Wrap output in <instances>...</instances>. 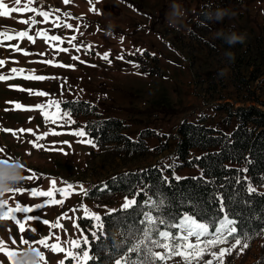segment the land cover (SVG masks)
<instances>
[{
  "label": "rangeland",
  "instance_id": "rangeland-1",
  "mask_svg": "<svg viewBox=\"0 0 264 264\" xmlns=\"http://www.w3.org/2000/svg\"><path fill=\"white\" fill-rule=\"evenodd\" d=\"M204 2L208 5L210 0H36L33 7L48 11L50 21H57L59 27L26 10L0 16V32L15 36L28 31L34 37L0 38V61L4 62L0 75L10 77L0 80V159L12 158L9 163L22 165L17 169L21 177L37 175L35 180L9 183L42 191L73 185L63 206L47 205L29 213L40 219L26 222L24 233L13 222L0 221V240L6 246L25 252L30 245L44 254L46 264H58L64 254L53 253L35 241L52 233L49 243L59 236L67 249V241L88 238V233L93 236L103 213L124 208L126 200L133 199L101 188L103 191L93 197L90 192L122 171L143 168L157 160L168 164L174 156L173 136L179 123L202 119L207 125H226L227 113L238 108L254 107L264 112V0H226L228 14L219 21L199 18ZM3 3L9 9L17 7L13 0ZM26 3L21 0L18 7L24 8ZM33 17L39 22L31 27L21 22ZM230 27L245 37L237 53L233 51L238 43L222 44L225 29ZM39 30L60 36L62 42L37 37ZM14 68L23 71L13 73ZM32 76L45 79L26 78ZM78 101L94 106L104 119L122 120L124 134L132 140L139 134L149 135V148L158 149L135 157L99 149L84 131L85 117L65 106ZM65 112L68 116L62 115ZM79 131L84 135H77ZM184 172L195 173L190 169ZM252 189L264 192V183ZM55 198L61 199L59 194ZM0 199H7L9 206L34 207L48 198L32 197L26 191L5 193ZM85 209L100 216L99 221L91 220L93 229L81 222ZM63 213L69 219L60 220L62 228L50 229L43 223L55 222ZM16 215L20 218L22 214ZM21 236L29 245L20 244ZM247 243L242 253L237 248L226 255L224 264H264V233ZM146 246L163 252L149 242ZM204 259L212 258L206 255ZM0 264L11 261L0 253ZM163 264L184 262L177 256Z\"/></svg>",
  "mask_w": 264,
  "mask_h": 264
},
{
  "label": "trees",
  "instance_id": "trees-1",
  "mask_svg": "<svg viewBox=\"0 0 264 264\" xmlns=\"http://www.w3.org/2000/svg\"><path fill=\"white\" fill-rule=\"evenodd\" d=\"M226 6V0H210L208 5L204 2L199 18L206 19L208 13L219 8L227 10ZM233 31L232 27L225 29L224 36ZM222 44L226 46L224 37ZM240 48L238 43L233 53ZM65 106L76 109V113L85 117L84 131L101 150L109 148L135 157L158 149V146L149 148L146 142L149 135L139 134L136 140L128 138L124 134L122 120L102 118L89 103L69 102ZM227 119L226 125L213 126L205 124L202 119L182 121L176 126L174 156L168 164L157 160L143 168L122 171L103 185L95 186L90 192L91 197L105 190L132 197L137 203L127 209L118 207L101 215L103 231L96 227L94 230L98 239L88 233L90 255L95 257L88 264H109L124 255L137 240H143L145 225L141 221L145 213L153 218L162 217L170 223H179L189 215L215 226L227 215L237 221V227L247 242L264 233V192L258 189L249 191V188L264 183V112L254 107L238 108L228 112ZM119 157L124 158V155ZM183 169L194 170L195 173H181ZM181 175L186 176L179 177ZM146 200L151 203L147 204ZM81 222L93 229L91 220L83 219ZM170 231L178 232V229ZM211 231L214 228H210ZM144 249L146 251L142 245L140 254H130L132 260H143ZM66 264L70 262L66 261Z\"/></svg>",
  "mask_w": 264,
  "mask_h": 264
},
{
  "label": "snow or ice",
  "instance_id": "snow-or-ice-1",
  "mask_svg": "<svg viewBox=\"0 0 264 264\" xmlns=\"http://www.w3.org/2000/svg\"><path fill=\"white\" fill-rule=\"evenodd\" d=\"M13 2L15 5H17V7H12L11 9H9L3 3V0H0V16L8 15L9 11L23 12L26 10L29 12H33L40 17H43V22L45 23L52 22L54 27L60 26L57 21H50L49 18L51 14L48 11H38L35 7H33V5L36 3V0H27L24 8L18 7L21 4V0H13ZM67 2L68 0H65V3ZM21 22L31 27L32 25L37 24L39 21H37L33 17L29 20H23ZM63 26L67 28L72 27V25ZM36 36L43 37L46 40L50 41L62 42L60 36H49L46 30L37 31ZM0 38L7 40H11L14 38H27L28 40H34V37L32 35H29L28 31H20L16 33L15 36L9 35L8 32H0ZM71 39L75 40L76 37H72ZM69 43H71V41H69ZM73 47L76 48L77 46L73 45ZM16 50L21 51V49H19L18 47L16 48ZM58 50L65 52L68 51V49L66 48H60ZM103 58L107 59L108 54L104 53ZM3 63V61H0V65H2ZM48 63H51V61H48ZM11 71L13 73H16L22 72L23 70L14 68ZM9 78L10 77L8 76L0 75V80H6ZM26 78L36 80L45 79V77L42 76H32ZM36 94L43 95V93ZM20 107V105H17V108ZM36 107L41 108L42 106L37 105ZM62 115L68 116V113L65 112ZM45 118H49L48 114H45ZM52 122H55L54 118L52 119ZM76 134L80 136L84 135L82 131H79ZM40 138L42 137H37V139ZM88 142L90 143V141ZM11 159L12 158L0 159V183H9L21 179H37V175L35 173L28 177L19 176L17 169L23 166L9 163ZM177 179H179V177ZM52 185H55V181L52 182ZM72 189L73 185L71 184H67L64 188L50 187L47 191H42L37 188H31L29 190L20 187L0 188V196H3L5 193L23 194L27 191L32 197L48 198L44 203L37 204L34 207L22 206L19 203H15L14 206H9V201L7 199H0V221H11L18 226V229L21 233H24L26 231V222L36 221L40 219V217L38 216L29 215V213H32L35 209L44 208L47 205L63 206L65 200L72 194ZM249 191H254V189L249 188ZM56 194H59L61 199H56ZM136 203L137 202L135 200H126L123 207L127 209L129 207H132ZM221 211H224L223 205L221 207ZM85 212V219L96 221L100 220L99 215L90 213L87 211V209H85ZM17 213L22 214L20 218L17 217ZM61 219H69L68 214L63 213L62 216L58 217L55 222L43 220V223L46 226H49L50 229L62 228V225L60 224ZM141 224L145 225V227L142 229L144 239L137 240L136 243H134L127 249V252L124 253V255L115 260V264H163V262L171 260L177 256L183 260L184 264H213L214 261H218L219 264H224V257L226 255L232 254V252L237 248H239L240 252L242 253L249 246L246 242L247 238L240 233L237 227V221L229 218L227 215H224L223 218L218 222V226H215L200 222L189 215H185L179 223H170L162 217L153 218L149 213H145L144 220L141 221ZM157 225H164L165 227L164 229H161ZM74 227H79V225L74 223ZM95 227L97 228V230L103 231L102 224H96ZM173 228L178 229L179 231H170V229ZM210 228H214V231L210 232ZM29 230L33 232L36 231V229L34 228H30ZM153 233L155 234L154 236ZM52 235L53 234L50 233L49 237L41 238L40 240L35 241V243L53 253H63L64 260L59 261L58 264H65V261H69L70 264H88L90 260L95 259V257L90 255L91 249H86L84 247V245L90 244L87 237H83L82 240L72 239L67 241L69 247L66 249L65 247H63L64 242L60 240L59 236H55V242L49 243V239L52 237ZM92 235L94 238L98 239L95 232H93ZM145 240H147L153 247L163 249V252H153L152 248L146 246ZM11 243L15 245L17 241L13 239ZM20 244L29 245V241L21 236ZM142 245L146 248L144 259L133 261L130 254H140L142 252ZM222 245L228 246L223 247ZM217 248L218 251L215 250ZM28 252L34 253L37 257V260L34 262V264H46L44 254L42 252L36 250L35 248H32L30 245L28 247ZM0 253L5 255L8 260L11 261V264H17V258L25 255V252L17 251L12 249L10 246H6L2 240H0ZM206 255L211 256L212 259L205 260L204 257ZM23 264H33V262H28L25 260Z\"/></svg>",
  "mask_w": 264,
  "mask_h": 264
},
{
  "label": "clouds",
  "instance_id": "clouds-1",
  "mask_svg": "<svg viewBox=\"0 0 264 264\" xmlns=\"http://www.w3.org/2000/svg\"><path fill=\"white\" fill-rule=\"evenodd\" d=\"M228 12L227 10L224 9H217L214 13H208V18L211 19H215L217 21L222 20L224 18L225 15H227ZM222 35V34H221ZM225 42L229 45H235L236 43H243L245 40L244 35L242 34H237L236 32H231L228 35L224 36ZM226 56H228L229 58L232 57L231 53H226ZM19 176H21V174L18 173ZM19 181V180H17ZM15 185L10 184V183H0V188H6V187H14ZM25 258H27V260L33 262L36 261V256L34 253L32 252H28L25 251V255L18 257L17 258V264H23V262L25 261Z\"/></svg>",
  "mask_w": 264,
  "mask_h": 264
},
{
  "label": "bare ground",
  "instance_id": "bare-ground-1",
  "mask_svg": "<svg viewBox=\"0 0 264 264\" xmlns=\"http://www.w3.org/2000/svg\"><path fill=\"white\" fill-rule=\"evenodd\" d=\"M118 184V183H117ZM120 185V184H119ZM133 199V198H132ZM141 218V217H140ZM139 226V225H138Z\"/></svg>",
  "mask_w": 264,
  "mask_h": 264
}]
</instances>
